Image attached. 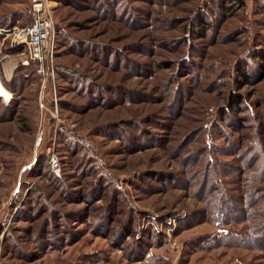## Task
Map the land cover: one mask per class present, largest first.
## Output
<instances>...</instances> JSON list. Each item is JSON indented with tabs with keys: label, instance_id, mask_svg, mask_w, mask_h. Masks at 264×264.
Masks as SVG:
<instances>
[{
	"label": "rangeland",
	"instance_id": "obj_1",
	"mask_svg": "<svg viewBox=\"0 0 264 264\" xmlns=\"http://www.w3.org/2000/svg\"><path fill=\"white\" fill-rule=\"evenodd\" d=\"M28 4L0 0V264H264L221 238L264 218V0H46L45 76Z\"/></svg>",
	"mask_w": 264,
	"mask_h": 264
},
{
	"label": "built area",
	"instance_id": "obj_2",
	"mask_svg": "<svg viewBox=\"0 0 264 264\" xmlns=\"http://www.w3.org/2000/svg\"><path fill=\"white\" fill-rule=\"evenodd\" d=\"M28 21L14 26L7 35L12 36L14 43L24 48V65L33 64L36 72L45 76L47 64L53 56L56 43V25L51 13L46 8V0H29ZM49 164L55 172H59L60 164L56 155H49Z\"/></svg>",
	"mask_w": 264,
	"mask_h": 264
},
{
	"label": "trees",
	"instance_id": "obj_3",
	"mask_svg": "<svg viewBox=\"0 0 264 264\" xmlns=\"http://www.w3.org/2000/svg\"><path fill=\"white\" fill-rule=\"evenodd\" d=\"M242 5H243V2L240 3V6H242ZM202 23H203V20L201 21L200 24H202ZM202 26L204 27V25H202ZM253 57L254 58L255 57L264 58V54L263 53L256 54ZM23 66L24 67L32 66L34 68V70H35V67L33 66V64L23 65ZM239 71H240L239 77L243 76L245 78L246 82H247L248 81L247 75L244 73V71L242 69H240ZM0 101H2V99H0ZM11 103H12V100L8 103L9 105L7 104V107L10 106ZM251 195H249L248 204H250V201L252 200V196ZM223 197L227 198L228 200L230 199V198L225 197V196H223ZM224 198H221V200L222 199L224 200ZM218 199H219V202L221 204L223 202V205L226 204V203L227 204L229 203V202H227L226 199L224 201H221L220 197H218ZM221 204H220V207L223 208V205H221ZM233 211L235 212L234 209H233ZM259 216L263 217L264 216V211H262L259 214ZM251 222L252 223H248V226H246L245 228L241 229L239 232L230 233L228 231L227 234L224 235V236H221V238L227 239L230 243H232L234 245H240V246L251 247V248H253L255 246L254 243L257 242L259 244V248L263 249V251H264V218L262 220L251 221Z\"/></svg>",
	"mask_w": 264,
	"mask_h": 264
},
{
	"label": "bare ground",
	"instance_id": "obj_4",
	"mask_svg": "<svg viewBox=\"0 0 264 264\" xmlns=\"http://www.w3.org/2000/svg\"><path fill=\"white\" fill-rule=\"evenodd\" d=\"M0 99H2V102L5 104H8L12 99V93L1 81V76H0Z\"/></svg>",
	"mask_w": 264,
	"mask_h": 264
},
{
	"label": "crops",
	"instance_id": "obj_5",
	"mask_svg": "<svg viewBox=\"0 0 264 264\" xmlns=\"http://www.w3.org/2000/svg\"><path fill=\"white\" fill-rule=\"evenodd\" d=\"M1 81L3 82V80L1 79ZM3 84H4V82H3ZM5 85V84H4Z\"/></svg>",
	"mask_w": 264,
	"mask_h": 264
}]
</instances>
